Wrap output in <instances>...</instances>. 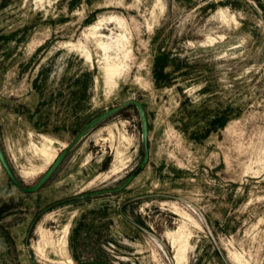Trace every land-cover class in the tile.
Instances as JSON below:
<instances>
[{"label":"rangeland","instance_id":"374dc122","mask_svg":"<svg viewBox=\"0 0 264 264\" xmlns=\"http://www.w3.org/2000/svg\"><path fill=\"white\" fill-rule=\"evenodd\" d=\"M132 98L142 169L135 105L35 192L0 162V264H264V0H0V143L24 185Z\"/></svg>","mask_w":264,"mask_h":264},{"label":"water","instance_id":"95a60500","mask_svg":"<svg viewBox=\"0 0 264 264\" xmlns=\"http://www.w3.org/2000/svg\"><path fill=\"white\" fill-rule=\"evenodd\" d=\"M129 105H135L139 111L141 124H142V139H143V145L145 148V155L143 158V161L140 165L139 169H142L145 167V165L149 161L150 153H149V120L147 116V111L144 106V104L139 99H128L121 103L120 105L114 106L100 115L93 118L90 122L86 124V126L76 135V137L62 150L61 153L58 154V156L55 158L51 166L47 169V171L44 173V175L33 185L26 186L24 185L20 179L17 177L16 173L14 172L11 164L9 163L5 152L1 146L0 143V162L7 171L8 175L12 179V181L22 190L25 192H35L39 190L53 175V173L57 170V168L61 165L65 157L68 155V153L84 138L86 137L96 126H98L101 122L109 118L110 116L114 115L115 113L119 112L123 108L129 106ZM137 173V172H136ZM136 173L131 174L128 176L122 184H120L117 188L112 189H105L90 193H84L82 196H87L90 194H98V193H105V192H113L118 191L124 187H126L136 176Z\"/></svg>","mask_w":264,"mask_h":264},{"label":"trees","instance_id":"16d2710c","mask_svg":"<svg viewBox=\"0 0 264 264\" xmlns=\"http://www.w3.org/2000/svg\"><path fill=\"white\" fill-rule=\"evenodd\" d=\"M167 57H168V54L164 53V54H163V61H160V63L157 64L158 69L160 70V73H162L163 70H164L165 67H166V64H167Z\"/></svg>","mask_w":264,"mask_h":264},{"label":"bare ground","instance_id":"6f19581e","mask_svg":"<svg viewBox=\"0 0 264 264\" xmlns=\"http://www.w3.org/2000/svg\"><path fill=\"white\" fill-rule=\"evenodd\" d=\"M101 22H102V21H101ZM98 25H100V24H99V23L94 24V25H93V29H94V28H97ZM108 43H109V42H108ZM108 43H105V44H104L105 49L108 48L110 45L113 46V44H110V43L108 44ZM115 47H116V46H115ZM51 150H52L51 147H47V146L44 147V152H45L46 154H48V155H49V153H52ZM42 152H43V151H42ZM52 156H53V155H52ZM51 159H52V158H51Z\"/></svg>","mask_w":264,"mask_h":264}]
</instances>
